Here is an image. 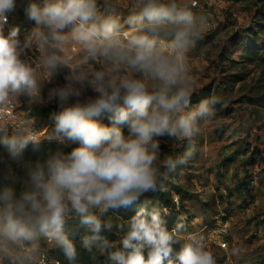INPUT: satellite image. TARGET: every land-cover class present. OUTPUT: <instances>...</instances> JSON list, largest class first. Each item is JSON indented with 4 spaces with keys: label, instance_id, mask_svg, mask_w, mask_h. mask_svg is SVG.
<instances>
[{
    "label": "clouds",
    "instance_id": "1",
    "mask_svg": "<svg viewBox=\"0 0 264 264\" xmlns=\"http://www.w3.org/2000/svg\"><path fill=\"white\" fill-rule=\"evenodd\" d=\"M14 6V0H0V108L22 94L37 101L45 77L63 68L69 70L67 83L53 88L49 100L67 105L86 87L98 96L77 100L52 116L56 133L80 141V147L24 164L27 179L19 196L12 184L0 188V264H41V236L76 264L77 252L65 231L73 218L86 228L83 247L106 254L109 264H216L205 236L186 237L182 217L169 230L158 207L141 206L127 221L102 219L110 209L131 207L155 191L166 178L161 168L172 173L195 158L190 146L161 160L158 138L191 144L200 125L215 119V106L223 103L215 94L195 106L191 102L196 81L188 53L202 39L206 17L185 0H132L125 28L113 0H103L102 7L98 0H43L25 9L34 26L20 48L18 27L4 35L6 13ZM32 47L38 58L22 60L23 49ZM73 48L78 56H70ZM105 112L111 113V126L92 119ZM7 123L0 121V144L21 163L28 143L39 138L21 123L13 124L9 136ZM122 124L128 126L127 137ZM113 228L117 242L101 235ZM228 254L237 264L242 259L237 246Z\"/></svg>",
    "mask_w": 264,
    "mask_h": 264
},
{
    "label": "rangeland",
    "instance_id": "2",
    "mask_svg": "<svg viewBox=\"0 0 264 264\" xmlns=\"http://www.w3.org/2000/svg\"><path fill=\"white\" fill-rule=\"evenodd\" d=\"M17 1L24 13L29 3H43V0ZM131 2L113 0L125 28ZM185 2L191 3L193 10L207 20L202 39L188 53L191 75L196 81L192 105L213 94L223 103L215 106V119L200 125V133L191 144L182 138H158L161 160L166 155L175 158L190 146L195 148L196 156L186 165L177 167L175 172L167 173L161 168L166 178L159 182L157 194L151 200L152 207L159 208L167 221L166 226L169 222L175 225L182 217L186 237L205 236L216 264H237L228 254L233 246L242 251L238 264H264V0ZM98 4L102 7L103 0H98ZM24 18L29 34L34 22L26 15ZM78 55V51L71 50L70 56ZM61 72L48 80L45 77L37 101L23 94L14 99L20 102L25 117L37 128V142L58 140L75 146L81 144L80 141L68 140L56 133L52 116L77 100L84 103L89 98L95 99L98 93L86 87L80 97L69 98L64 106L58 99L49 100L53 88L64 87L67 83L68 72L65 69ZM33 107L39 108L37 115H43L41 126L36 125L35 118H28ZM108 116L105 112L92 119L106 125ZM120 127L127 137L128 126ZM166 203L170 206H165ZM125 210L123 207L110 209L102 219L127 221L132 215ZM74 229L78 234L70 236ZM65 231L73 243L82 244L86 228L80 225L78 218L70 219ZM101 235L110 242L120 239L115 228L112 231L103 229ZM219 240L226 241L228 248L220 246ZM38 243L40 249L47 252L60 247L43 236ZM93 252L96 264H109L106 254L95 248Z\"/></svg>",
    "mask_w": 264,
    "mask_h": 264
},
{
    "label": "trees",
    "instance_id": "3",
    "mask_svg": "<svg viewBox=\"0 0 264 264\" xmlns=\"http://www.w3.org/2000/svg\"><path fill=\"white\" fill-rule=\"evenodd\" d=\"M16 6V11L18 12L19 16L22 18L24 22V9H22L19 5V2L17 0L14 1ZM25 24V23H24ZM65 69L66 72H68L67 68ZM61 69L58 71L56 75L61 74ZM39 108L33 107L31 108V112L28 115V118L32 119L35 118L36 125H42L43 122V115H37V111ZM111 116V113H109V116L107 118L106 126H111V120L109 119ZM125 125V124H122ZM120 126V125H119ZM3 133H0L2 135ZM79 145H68L67 143L63 141L58 140H52V141H40V142H29L27 147L22 152V162L16 163L12 161L9 158V153L7 149L0 144V188H2L5 185L12 184V186L15 188L16 195L19 196L20 192L23 188V182L27 179L26 175V169L23 166L26 163L29 162H35L36 160H43L47 155L50 153H54L56 151H62L65 154L70 153L74 148L80 147ZM5 177H9L8 179H4ZM13 180L15 183L13 184ZM157 189L155 192H147L144 195H141L139 201L135 204H133L131 207L125 208V212L129 210L130 215H135L136 211L141 207L145 206L149 210L152 208V201L155 198V195L157 194ZM161 195H164L163 192H160ZM143 196V197H142ZM168 202V201H167ZM165 206H170L169 203H166ZM123 212L124 210H120ZM167 221H165L166 223ZM167 227L171 229L174 227L173 222L167 223ZM74 232V233H73ZM75 234H78V230L74 229L70 236H73ZM74 247L77 252V260L76 264H96V259L93 250L89 252L86 250L81 243H73ZM50 253L60 260L62 264H70V262L65 257L64 251L61 247L50 249Z\"/></svg>",
    "mask_w": 264,
    "mask_h": 264
},
{
    "label": "built area",
    "instance_id": "4",
    "mask_svg": "<svg viewBox=\"0 0 264 264\" xmlns=\"http://www.w3.org/2000/svg\"><path fill=\"white\" fill-rule=\"evenodd\" d=\"M7 15V24L4 27V35L7 36L9 29L11 27H18L19 28V34H18V41L20 42L19 47L23 48L26 36L28 35L27 28L22 20V18L19 16L18 12L16 11V6L14 8L6 13ZM73 52H77L78 50L73 48ZM38 50L35 47L32 48H24L21 53V59L33 63L38 58ZM7 120L8 123L6 125L7 134L10 136L14 132V125L16 123L21 124H27L29 125L33 131L36 132V135L34 138H37L38 130L35 126L31 124V121L25 117V114L23 110L21 109V104L18 100L12 98L10 101V104L7 108H0V121ZM219 245L223 248L224 245H227L226 241L219 240ZM42 257H41V264H62L59 259L54 257L50 251H44L42 250Z\"/></svg>",
    "mask_w": 264,
    "mask_h": 264
}]
</instances>
